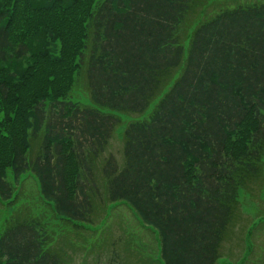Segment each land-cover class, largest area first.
<instances>
[{
    "label": "trees",
    "instance_id": "obj_1",
    "mask_svg": "<svg viewBox=\"0 0 264 264\" xmlns=\"http://www.w3.org/2000/svg\"><path fill=\"white\" fill-rule=\"evenodd\" d=\"M25 173L42 210L13 211L0 264H88L71 231L119 204L156 234L150 264H259L264 209L241 198L264 204V0H0L5 205ZM120 243L95 264H125Z\"/></svg>",
    "mask_w": 264,
    "mask_h": 264
},
{
    "label": "rangeland",
    "instance_id": "obj_2",
    "mask_svg": "<svg viewBox=\"0 0 264 264\" xmlns=\"http://www.w3.org/2000/svg\"><path fill=\"white\" fill-rule=\"evenodd\" d=\"M46 41L48 45H46L45 50L47 48V50L52 52L55 56L59 54L61 47L60 40L56 36L47 33ZM123 127L124 125L119 129L118 135L123 130ZM40 134L42 135L41 132ZM108 152L113 154L118 160L121 159L122 142L119 137H113L111 139ZM8 178H10V175H8ZM15 190L18 192V201L16 204L8 206L0 200V235L3 231L6 220L19 205L27 203L31 206L34 212L37 213H40L42 210L43 203L40 198H37V183L30 173L22 175L21 182H18L17 185H15ZM241 205L243 211L251 217L255 216L256 211L258 212L260 208L261 211L264 209L263 203L259 202L258 205L260 207L257 208V205L250 202L247 198H241ZM101 217L102 213L101 211H98V215H95L94 220H92L95 224V230H91V232L88 229H84L85 231L79 233H73L71 231L72 238L78 241L80 247L85 249L86 252L89 251L86 259L88 264H95L98 254V258L101 259L98 263H103L105 259L107 260L109 251H107L106 246L103 245L100 250L98 246L95 245L101 241L102 237H106L108 240H116L119 237H125L127 239L129 246H125L130 247V251H128L130 254H124L125 246L122 243L115 246L117 251L121 253L125 264H150V260H155L157 258L159 253V243L156 234L145 228L125 204L112 206L111 210L107 212L106 217L100 220ZM52 223L63 226L58 221ZM55 228L57 229V226ZM262 228L259 227L254 232L255 237H253V240L257 245V250L260 247L261 250L264 249V227ZM239 243L240 244H238L237 241L225 242V250L222 254L230 256L231 258H235L236 256L239 257V254L244 247L241 242ZM91 247L92 249L89 250ZM3 261L4 259H2V262ZM223 261L225 263L228 261L231 262L226 256L221 257L219 264H222ZM254 262L261 264L264 262V257L260 261H257V258H255Z\"/></svg>",
    "mask_w": 264,
    "mask_h": 264
}]
</instances>
